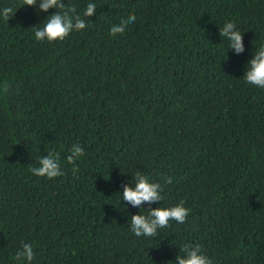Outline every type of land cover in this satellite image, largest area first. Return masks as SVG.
<instances>
[{
  "label": "trees",
  "instance_id": "trees-1",
  "mask_svg": "<svg viewBox=\"0 0 264 264\" xmlns=\"http://www.w3.org/2000/svg\"><path fill=\"white\" fill-rule=\"evenodd\" d=\"M63 2L82 15L89 0ZM95 2L85 29L49 42L34 30L58 9L0 0L13 9L0 18V264H27L21 241L31 264H174L189 242L212 264H264V89L243 79L264 0ZM226 20L240 54L219 34ZM77 141L85 151L68 161ZM48 152L62 174L33 175ZM137 171L163 186L143 207L183 200V223L129 230L141 206L121 192Z\"/></svg>",
  "mask_w": 264,
  "mask_h": 264
},
{
  "label": "clouds",
  "instance_id": "clouds-1",
  "mask_svg": "<svg viewBox=\"0 0 264 264\" xmlns=\"http://www.w3.org/2000/svg\"><path fill=\"white\" fill-rule=\"evenodd\" d=\"M24 4L33 6L38 4L39 10L47 12L50 8L57 12L46 17L43 27L35 28L34 37L37 41L47 40L53 42L63 40L73 31H81L86 27L83 17H90L96 11L95 0H89L83 14L76 13L73 6H66L63 0H24ZM13 14L11 7L0 8V18L9 19ZM136 20L135 13H129L125 19L110 25L112 32L123 31L126 24ZM219 34L228 41V49L237 54L244 52L245 44L243 32L232 20H226L219 26ZM246 84L264 89V44L259 45L251 58L247 61L246 71L243 75ZM85 151V146L77 141L73 143L68 155V161L77 160ZM37 177L54 178L62 174L59 153L48 152L47 156H40L38 166L29 169ZM135 183L125 184L122 190V200L130 202L133 206H141L140 212L133 214L128 222L129 230L137 237H154L158 230L166 228L170 221L183 223L190 211L181 200L172 206H158L155 208L143 207V202H153L163 199V186L159 181H152L146 175L137 171L134 173ZM172 178L166 177L165 183H171ZM148 209L147 214L141 210ZM183 255L177 256L174 264H212V260L204 253L199 244L191 242L181 246ZM15 259L25 260L31 264L34 259V244L21 241V247L15 253Z\"/></svg>",
  "mask_w": 264,
  "mask_h": 264
}]
</instances>
